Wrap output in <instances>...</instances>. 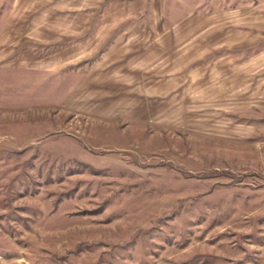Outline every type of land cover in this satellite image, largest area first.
Returning a JSON list of instances; mask_svg holds the SVG:
<instances>
[{
  "label": "rangeland",
  "instance_id": "rangeland-1",
  "mask_svg": "<svg viewBox=\"0 0 264 264\" xmlns=\"http://www.w3.org/2000/svg\"><path fill=\"white\" fill-rule=\"evenodd\" d=\"M0 264H264V0H0Z\"/></svg>",
  "mask_w": 264,
  "mask_h": 264
}]
</instances>
